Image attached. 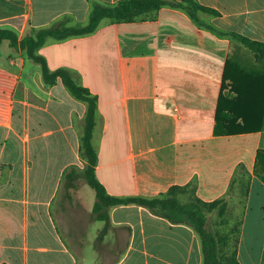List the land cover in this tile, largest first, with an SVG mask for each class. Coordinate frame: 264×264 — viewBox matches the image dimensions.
Wrapping results in <instances>:
<instances>
[{"label":"crops","instance_id":"1","mask_svg":"<svg viewBox=\"0 0 264 264\" xmlns=\"http://www.w3.org/2000/svg\"><path fill=\"white\" fill-rule=\"evenodd\" d=\"M121 0H0V264H202L183 221L139 204L95 210L82 152L89 101L48 82L22 40L57 24L86 25L96 4ZM196 19L163 6L132 21L102 19L85 35L49 36L37 49L96 99L94 167L114 197L160 196L194 183L225 196L238 165L250 172L238 259L264 264V182L254 173L260 131L215 133L225 63L238 33L264 41V0H198ZM94 189L91 192L89 188Z\"/></svg>","mask_w":264,"mask_h":264},{"label":"trees","instance_id":"2","mask_svg":"<svg viewBox=\"0 0 264 264\" xmlns=\"http://www.w3.org/2000/svg\"><path fill=\"white\" fill-rule=\"evenodd\" d=\"M166 5L186 10L192 19H196L201 12L218 15L216 10L201 4L198 0H121L116 4H96L86 25L57 24L39 29L35 36L24 38L21 44L30 58L42 65L44 78L48 82H54L61 76L77 96L89 101L82 152L88 159L84 175L96 191V211L105 205L107 207L130 203L143 205L156 214L169 216L174 221H183L191 225L200 238L202 264H242L238 259L242 217L235 227L216 229L210 216L211 212L219 207V215L227 220L226 196L237 190L242 194L244 207L251 178L246 167L243 164L238 165L227 194L210 202L196 195L194 183L172 186L167 192L154 197L108 195L96 178L94 170L97 154L92 146L91 135L96 110L95 97L89 96V90L73 81L65 70L50 71L45 59L36 52L49 36L66 39L89 34L104 18L132 21L142 13L158 10ZM223 33L231 37L233 50L225 63L215 111V133L236 135L258 132L264 124V41L238 33ZM5 38L10 39L12 43L16 41L13 32L0 29V43ZM254 173L264 182V150L262 149L258 150ZM184 193H189V200L185 201L180 197Z\"/></svg>","mask_w":264,"mask_h":264},{"label":"rangeland","instance_id":"3","mask_svg":"<svg viewBox=\"0 0 264 264\" xmlns=\"http://www.w3.org/2000/svg\"><path fill=\"white\" fill-rule=\"evenodd\" d=\"M91 192H94V189L89 188ZM94 190V191H93ZM238 191V190H237ZM233 192L226 196L227 199V212L226 215H228L227 220L225 217H222L219 215V207L214 209L213 212H211V222H213V226L216 229H223V227L231 228L235 227L239 220L242 217V209H243V198L242 194L239 192ZM183 198V200H189V193H184V195L180 196ZM225 222V223H224Z\"/></svg>","mask_w":264,"mask_h":264}]
</instances>
